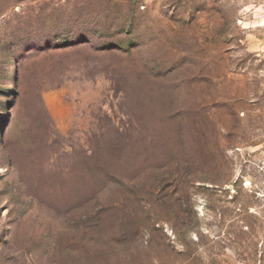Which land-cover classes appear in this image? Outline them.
I'll return each mask as SVG.
<instances>
[{
  "label": "rangeland",
  "instance_id": "1",
  "mask_svg": "<svg viewBox=\"0 0 264 264\" xmlns=\"http://www.w3.org/2000/svg\"><path fill=\"white\" fill-rule=\"evenodd\" d=\"M0 264H264V0H0Z\"/></svg>",
  "mask_w": 264,
  "mask_h": 264
}]
</instances>
